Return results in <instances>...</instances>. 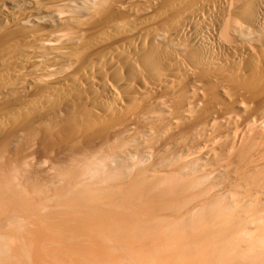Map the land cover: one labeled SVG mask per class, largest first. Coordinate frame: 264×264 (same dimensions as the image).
Masks as SVG:
<instances>
[{
	"label": "bare ground",
	"instance_id": "1",
	"mask_svg": "<svg viewBox=\"0 0 264 264\" xmlns=\"http://www.w3.org/2000/svg\"><path fill=\"white\" fill-rule=\"evenodd\" d=\"M0 264H264V0H0Z\"/></svg>",
	"mask_w": 264,
	"mask_h": 264
}]
</instances>
